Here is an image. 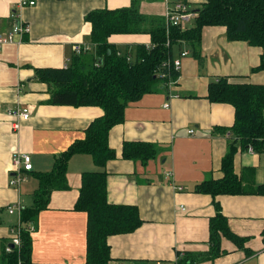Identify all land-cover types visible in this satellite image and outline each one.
Returning a JSON list of instances; mask_svg holds the SVG:
<instances>
[{
  "label": "crops",
  "instance_id": "0c3cea01",
  "mask_svg": "<svg viewBox=\"0 0 264 264\" xmlns=\"http://www.w3.org/2000/svg\"><path fill=\"white\" fill-rule=\"evenodd\" d=\"M21 1L0 0V35L17 24L28 28L0 50V264H9L6 247L16 225L28 233L32 264H84L87 213L74 207L82 174L94 172L106 175L107 203L136 207L141 220L131 233L107 237L108 264H176L178 253L201 255L196 257L204 259L197 264H264V196L255 194L257 186L264 184V149L233 145V171L241 181L242 194L213 197L196 191L202 182L223 177L221 164L231 148L235 119L231 105L207 99L209 84L223 78L230 84L264 86V71L255 70L261 48L229 41L223 26H204L195 53L184 41L171 46L173 59L188 51L174 83L167 86L161 80L155 91L126 105L123 121L108 132L114 159L98 166L90 154L72 155L66 167L68 189L53 191L33 223H22L23 212L8 213L7 207L18 201L25 209L31 207L36 175L51 171L54 159L82 140L89 124L103 115L96 106L49 104V87L38 80L35 69L66 68L75 47L87 48V57L91 55V27L84 18L92 11L135 4L147 27L166 28V7L176 2L25 0L35 4L21 6ZM182 1L196 14L179 30L183 33L194 26L199 9L189 5H202L205 0ZM108 42L124 53L138 45L147 47L151 40L143 32L113 34ZM17 108L29 109V119L9 114ZM124 143H149L158 152L145 164L127 160L122 156ZM18 153L29 154L32 171L23 172L25 180L13 187L9 178ZM216 205L230 231L245 242L240 249L221 238L224 254L210 258L209 225L218 212Z\"/></svg>",
  "mask_w": 264,
  "mask_h": 264
},
{
  "label": "trees",
  "instance_id": "16d2710c",
  "mask_svg": "<svg viewBox=\"0 0 264 264\" xmlns=\"http://www.w3.org/2000/svg\"><path fill=\"white\" fill-rule=\"evenodd\" d=\"M90 24V44L93 51L87 57V48L74 53L66 68H39L35 74L39 81L49 87L51 105L96 106L103 115L94 119L85 130L84 138L73 143L65 152L54 159L53 168L47 173L36 175L37 189L33 193V204L21 216L22 223H33L39 211L47 207L53 191L67 190V162L74 154H90L98 166L114 159L115 152L108 147V132L123 121V114L129 102H135L143 95L156 90L160 79L157 67L171 56V46L186 42L195 53L201 29L204 26H223L229 41H245L262 50L259 66L264 71V0H205L197 10L194 26L185 32L175 27L168 29L148 21L135 4L114 11L95 10L85 16ZM148 33L149 46L138 45L133 51L121 53L108 42L113 34ZM170 47H165L166 40ZM177 74H173V78ZM207 99L213 103H226L235 111L234 124L230 130L231 148L222 160L223 177L207 180L196 187V191L217 195H238L244 192L241 181L233 171L234 144L255 151L264 149V86L230 84L219 79L209 84ZM156 146L149 143H124L122 156L127 160L145 164L155 158ZM255 194L264 196V184L257 186ZM210 220V258L220 251V240L226 238L242 249L245 239L233 234L227 219L219 212ZM75 210L87 213V254L84 264H108L110 261L107 237L131 233L141 220L136 207L110 205L106 200V175L84 173L81 178L79 196ZM28 233L20 234V248L9 253V264H32L31 242ZM264 244V230L261 234ZM16 250V249H15ZM176 264H197L204 258L199 254L178 253ZM195 255V256H194ZM206 256V255H202ZM207 258V257H206Z\"/></svg>",
  "mask_w": 264,
  "mask_h": 264
},
{
  "label": "built area",
  "instance_id": "2783aa9c",
  "mask_svg": "<svg viewBox=\"0 0 264 264\" xmlns=\"http://www.w3.org/2000/svg\"><path fill=\"white\" fill-rule=\"evenodd\" d=\"M165 2H167V0H165ZM34 4V1L27 2L25 0H22L20 2L21 6H33ZM195 16L196 14L188 10L187 5L182 0H176V2H174L172 6L166 7V33L168 32V29L170 27H175L179 30H184L186 24L189 23L190 20H192ZM27 31V26L17 24L12 28L9 33L0 35V50L5 44L12 43L17 36L20 37L23 33H26ZM165 47H170V42L168 39L165 42ZM80 51L81 47L74 48L75 53H79ZM186 55H188V51L181 52L180 57L176 59L171 58V56L167 57L161 63V65L157 67L156 75L160 80L166 81L167 86H170L174 83L175 78H173L172 73H179L181 68V58H184ZM9 114L22 120H28L30 117V111L27 108H17ZM18 124L19 123L15 125V128L19 127ZM190 133H192V131H190ZM249 151H251V148H249ZM12 161L13 174L9 178V185L13 187H18L25 180L23 172L32 171V164L30 156L27 153H18L14 155ZM24 210L25 206L20 201L11 204L7 207V211L9 214L21 213ZM30 230H33L32 227H30ZM10 233V245L6 247L7 253H12L15 249L18 250L20 248L21 225H16L15 228L11 229Z\"/></svg>",
  "mask_w": 264,
  "mask_h": 264
},
{
  "label": "rangeland",
  "instance_id": "374dc122",
  "mask_svg": "<svg viewBox=\"0 0 264 264\" xmlns=\"http://www.w3.org/2000/svg\"><path fill=\"white\" fill-rule=\"evenodd\" d=\"M201 6H202L201 4H198V5H193V4H191V5H189V8L192 9V8L195 7V9H196V8L198 9V8H201Z\"/></svg>",
  "mask_w": 264,
  "mask_h": 264
}]
</instances>
